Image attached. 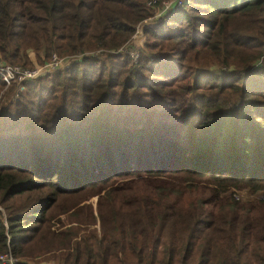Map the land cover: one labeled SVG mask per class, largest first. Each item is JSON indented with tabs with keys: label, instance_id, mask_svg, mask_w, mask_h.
I'll use <instances>...</instances> for the list:
<instances>
[{
	"label": "trees",
	"instance_id": "1",
	"mask_svg": "<svg viewBox=\"0 0 264 264\" xmlns=\"http://www.w3.org/2000/svg\"><path fill=\"white\" fill-rule=\"evenodd\" d=\"M163 1L0 0V64L72 58L0 95V264H264V0Z\"/></svg>",
	"mask_w": 264,
	"mask_h": 264
},
{
	"label": "rangeland",
	"instance_id": "2",
	"mask_svg": "<svg viewBox=\"0 0 264 264\" xmlns=\"http://www.w3.org/2000/svg\"><path fill=\"white\" fill-rule=\"evenodd\" d=\"M155 19H156V16H151L149 18L143 19L141 22L138 23L134 33L131 36V40H130L134 46L140 45L141 40H142L141 38H143L142 33H143L144 26L153 25L154 22L156 21ZM53 52H55V51H53ZM29 57L31 58V60L33 62V65L38 63L34 59V56H33L32 53H29ZM58 57H60V56H58ZM71 60H72V58L70 56H62L61 57V64L58 66V69L69 65L71 63ZM25 67H29V66H25ZM30 67H33V66H30ZM46 70L47 71H52V70H54V68L53 69H49V70L46 69ZM46 70L42 72V68H41V69L38 70V73H42L43 74V73L46 72ZM37 76L38 75L34 76V78L37 77ZM9 85L12 86L11 97L15 96L18 93V92L17 93L14 92L15 89H16V86H14L11 82L10 83L9 82L8 83L4 82L3 87L0 89V95H1L2 92H4L6 90V88ZM9 99H11L10 95H9ZM3 103L4 102H0V106L1 107H2V105H4ZM6 105L8 106V103ZM259 193H262V192H259ZM236 195H239L240 197H242V199H251L252 197H254V195L248 194V191H240V192L236 193ZM96 197H97L96 194L89 195L88 197L82 199L80 201V203L88 202V203L91 204L92 208H94ZM75 198L78 199V195H75ZM183 200H186V198L184 197ZM49 221H51V220H49ZM89 228L90 229L93 228L94 231L96 232V234H98L100 232V230H99L100 228H99V226H98V224L96 222H94L91 225H89ZM30 245L33 246V243H31ZM3 257L4 256H2V258ZM52 258L53 257L51 256V254H48V253L32 252V253H26L25 255H22V256H19V257H15V259L14 258H10L9 263L13 262V264H17V262H19V263H23V264H60L59 262H57L56 260H53ZM1 261L5 262V258L1 259ZM134 263L135 262H133L131 264H134Z\"/></svg>",
	"mask_w": 264,
	"mask_h": 264
},
{
	"label": "built area",
	"instance_id": "3",
	"mask_svg": "<svg viewBox=\"0 0 264 264\" xmlns=\"http://www.w3.org/2000/svg\"><path fill=\"white\" fill-rule=\"evenodd\" d=\"M180 0H177L178 3ZM169 0H164L162 2L163 7H167L169 5ZM156 15V14H155ZM61 64V57H58L55 53H51L49 60L42 63V64H34L33 67H25L19 64H0V75L2 77V80L6 83H12L14 86H16L15 93L17 92L18 88L20 87V82L28 79V78H34V76L42 74L38 73V70L42 68V72L46 69H57L58 66ZM53 71V70H52ZM51 72V71H47ZM0 255V259H3ZM10 260V259H9Z\"/></svg>",
	"mask_w": 264,
	"mask_h": 264
}]
</instances>
